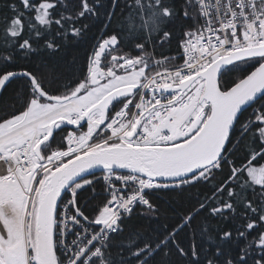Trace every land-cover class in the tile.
I'll list each match as a JSON object with an SVG mask.
<instances>
[{
	"label": "snow or ice",
	"instance_id": "1",
	"mask_svg": "<svg viewBox=\"0 0 264 264\" xmlns=\"http://www.w3.org/2000/svg\"><path fill=\"white\" fill-rule=\"evenodd\" d=\"M0 264H264V0H0Z\"/></svg>",
	"mask_w": 264,
	"mask_h": 264
},
{
	"label": "trees",
	"instance_id": "2",
	"mask_svg": "<svg viewBox=\"0 0 264 264\" xmlns=\"http://www.w3.org/2000/svg\"><path fill=\"white\" fill-rule=\"evenodd\" d=\"M96 34H97V32H96V29H95V28L92 30V32L89 33L90 36H91V35H96ZM79 47H80V51L82 52L84 46L81 45V46H79ZM160 199H161L162 203L165 204V205H167V204L169 203L167 197H163V196H162V197H160Z\"/></svg>",
	"mask_w": 264,
	"mask_h": 264
}]
</instances>
